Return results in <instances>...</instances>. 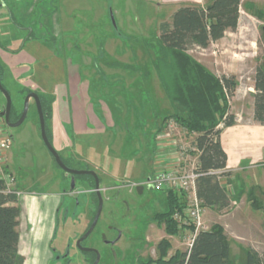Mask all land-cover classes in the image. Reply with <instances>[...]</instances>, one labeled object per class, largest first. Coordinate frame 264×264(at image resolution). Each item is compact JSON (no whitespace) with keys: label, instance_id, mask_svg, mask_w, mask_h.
I'll return each mask as SVG.
<instances>
[{"label":"rangeland","instance_id":"rangeland-1","mask_svg":"<svg viewBox=\"0 0 264 264\" xmlns=\"http://www.w3.org/2000/svg\"><path fill=\"white\" fill-rule=\"evenodd\" d=\"M250 1L253 0H242L239 23L234 32H227L223 39L207 49L192 47L187 51L190 57L216 76L237 73L238 76L234 77L238 88L230 111H239L243 115L253 102L247 89L253 85L255 69L264 61V26L257 16L255 19L246 13V3ZM211 2L53 0L52 6L61 27L56 36L57 43L61 45L63 58L69 61V77L74 83L84 80L88 98L102 124L107 126L108 123L100 108L102 103L108 119L113 122V128L106 127L105 133L82 138L74 136L70 127L65 126L73 146L68 148L65 143V150L60 153L72 169L94 172L100 180L103 189L101 214L94 231L83 243L86 248L99 253L100 264H136L138 259L155 261L159 257L157 245L163 239L171 243L169 255L189 249L192 230L184 226L176 235L168 236L159 217L168 210L166 195L144 185L146 179H151L159 170L161 156L173 159V163L179 165L176 170L180 171H188L196 164L195 136L188 135L175 124L164 127L169 135L167 140L173 141L171 147L158 140L157 151L152 148L153 134L161 126L162 119L173 111L156 79L150 59L156 54L154 43L161 23L170 22L172 14L181 7L204 8ZM243 59L249 61L248 64H244ZM4 84L13 107L20 113L24 102V96L19 94L21 87L17 93L14 86ZM5 105V97L0 93V112L4 111ZM29 105L21 125L14 128L4 125L3 130L11 138L6 151L7 168L15 178L20 193L18 205L23 212L18 226L21 236L19 252L34 261L44 255L49 238H53L60 251L64 250L61 247L66 243L73 246L91 219L92 212L85 217L80 212L83 204L90 207L92 195L81 192L87 189L84 180L76 183L77 194L70 197L65 193L71 188V180L54 165L41 140L38 114L32 100ZM52 142L57 148L54 139ZM252 172L257 175L250 178V183L258 186L254 187L257 188L255 195L264 207V184L259 186L256 182L263 172L261 169ZM237 174L231 180L220 179L230 200L235 203L224 211L205 208L201 231L214 226L223 229L230 245L229 264H244L248 249L264 263V215L262 210L255 211L250 207L246 200L250 183L244 185L245 175ZM240 189L244 192L237 199ZM26 192L41 195L29 203L31 199L24 200ZM110 227L119 232L118 245L108 243L116 236ZM71 253L76 264H86L85 256L78 250ZM36 262L40 264L39 259Z\"/></svg>","mask_w":264,"mask_h":264},{"label":"trees","instance_id":"trees-1","mask_svg":"<svg viewBox=\"0 0 264 264\" xmlns=\"http://www.w3.org/2000/svg\"><path fill=\"white\" fill-rule=\"evenodd\" d=\"M241 7L242 0H212L204 8H179L170 17V22L159 25V35L154 43L156 54L150 59L156 79L173 111L162 119L161 126L153 134L152 148L157 151L156 138L169 122L182 128L188 135H194L195 172L199 175L196 181V196L201 201L202 208L216 211L227 210L231 202L225 187L220 183L221 178L228 176L227 156L220 144V135L224 129L235 125L236 119L230 112L229 102L238 88V82L231 75L216 76L190 57L187 51L192 47L207 49L211 44L223 39L226 32H234L238 27ZM0 82L2 83L1 66ZM252 88V121L264 126V61L255 69ZM28 93L31 92L21 91L24 95ZM35 94L40 99L46 136L50 142L47 121L50 119L52 102L36 92ZM20 114L21 112L16 114L12 105L10 122H16ZM61 160L64 165L70 167L65 160ZM52 161L59 169L53 158ZM260 166L264 169V159ZM75 179L86 180L90 187L94 188V180L89 176ZM256 189L250 188L247 191L246 200L253 210H262L264 215L263 204L255 195ZM14 191H17L15 186ZM242 194H237V199ZM165 195L168 210L159 217L165 225L166 234L174 236L180 230L174 216L182 214L186 199L182 193L175 191H167ZM92 198L93 203L97 204L95 194H92ZM18 200L14 192H6L5 184L0 180V264L24 263V258L19 252L18 226L21 209ZM188 228L194 233V227ZM157 248V260L138 259L136 264H229L230 259L229 240L219 226L207 231H198L191 247L185 252L169 255L171 243L166 239L161 240ZM244 264L264 263L256 253L248 249Z\"/></svg>","mask_w":264,"mask_h":264},{"label":"crops","instance_id":"crops-1","mask_svg":"<svg viewBox=\"0 0 264 264\" xmlns=\"http://www.w3.org/2000/svg\"><path fill=\"white\" fill-rule=\"evenodd\" d=\"M52 3L53 0L0 1L1 85L7 92L4 83L14 86L17 93L18 87H21L19 94L22 90H29L52 102L47 130L51 145L52 139L57 145V148L52 146L53 149L62 158L60 153L64 152L65 143L68 144V148L73 146L65 131V126L70 127L74 136L82 138L105 133L106 127L113 128V122L108 119L107 109L102 108L104 105L102 103L100 108L108 122H104L107 126L103 125L102 120L95 113L92 101L88 98L87 85L84 80L80 79L74 83L70 79L69 61L63 58L61 45L57 43L56 36L59 35L61 27ZM246 13L253 18L257 16L264 26V0H253L246 3ZM243 61L244 64L249 62L246 59ZM230 74L238 76L235 72ZM247 90L251 99L254 93L252 86ZM23 96L26 95L22 94ZM233 102L234 98L229 102L231 111ZM14 111L18 113L15 107ZM231 113L235 116V125L224 129L220 135V144L227 156L228 176L226 178L231 180L238 175L237 173H241L245 175L244 185H247L246 182L250 183V178L257 175L252 171L261 169L263 175H260L256 182L262 186L264 169L261 168L260 163L264 159V126L252 121L253 102L249 103L247 113L244 115L239 111ZM7 171L12 175L8 168ZM249 186L250 188L258 187L251 183ZM15 187L17 188L16 184ZM241 187L243 188V185ZM243 192V189H240L238 195ZM29 199L31 198L24 200L29 201ZM32 200L29 203L34 202L35 199ZM234 203L235 201L231 200L230 204Z\"/></svg>","mask_w":264,"mask_h":264},{"label":"built area","instance_id":"built-area-1","mask_svg":"<svg viewBox=\"0 0 264 264\" xmlns=\"http://www.w3.org/2000/svg\"><path fill=\"white\" fill-rule=\"evenodd\" d=\"M172 124L174 125L173 122H169L168 127L170 128ZM4 125L5 122L0 112V180L4 182L7 193L14 192L19 197L20 193L14 191L15 179L7 171L6 151L11 144V138L7 136L3 130ZM168 136L166 130L159 134L156 138V147L159 148L158 140L162 141L165 145L169 144L167 146L171 147L170 145L173 141L167 140ZM160 159L159 170H157L154 176L147 180L145 184L148 188L157 192L165 193L167 191H175L184 195L186 207L182 211V214H176L174 219L179 229H182L184 226L194 227V233L189 244L190 248L196 233L203 230L204 208H202V203L196 196V181L199 176L195 172L196 164L188 171H180L176 170V167H179V165L176 166V164L173 163V159H164L162 156Z\"/></svg>","mask_w":264,"mask_h":264},{"label":"water","instance_id":"water-1","mask_svg":"<svg viewBox=\"0 0 264 264\" xmlns=\"http://www.w3.org/2000/svg\"><path fill=\"white\" fill-rule=\"evenodd\" d=\"M110 17H111L112 24L115 27L112 15H110ZM262 30L264 31V28ZM0 93L5 97V100H6L5 109H4L3 112H1V116L4 119L5 125L7 127H10V128L18 127L19 125H21V123L24 121V119L26 117L27 110H28V107H29V101L30 100L33 101V103L35 105V108H36V111H37V114H38V123H39V130H40L41 140H42L44 146L46 147V149L48 150V152L50 153L51 157L54 159L56 165L63 172H65L66 174H69V175L72 176L71 189L74 187V179H73L74 176H91L94 179V190H95L97 198H98L97 211H96V214H95V216L93 218V221H92L90 227L88 228L86 233L77 241L76 245L83 252H92V253H94L96 255V260L94 261L93 264H98L99 253L96 250L89 249V248H81L80 247V243L82 241H84L85 239H87L92 234V232L94 231V229H95V227L97 225L101 210H102L103 201H102L101 194H100L98 177L95 175L94 172L70 169V168L66 167L62 163V161H61V159L59 157V154L53 149L51 143L49 142V140H48V138L46 136L44 115L42 113L40 99L37 96V94H35L34 92H31V93H28L24 97L23 107H22V111H21L19 119L16 122H10V113H11V108H12L11 96L3 88V86L1 85V82H0Z\"/></svg>","mask_w":264,"mask_h":264},{"label":"flooded vegetation","instance_id":"flooded-vegetation-1","mask_svg":"<svg viewBox=\"0 0 264 264\" xmlns=\"http://www.w3.org/2000/svg\"><path fill=\"white\" fill-rule=\"evenodd\" d=\"M262 33H263V36H264V31L262 30ZM60 157V156H59ZM61 159V158H60ZM64 160V159H63ZM62 161V160H61ZM55 162V161H54ZM63 163V162H62ZM66 166V165H65ZM66 167H68V166H66ZM68 168H70V169H72L71 167H68ZM60 169V168H59ZM61 170V169H60ZM75 170V169H74ZM64 174H65V178H69L70 180L72 179V176L71 175H69V174H66L65 172H64ZM75 177H81V176H74L73 177V179H74V187L71 189L70 188V190L68 191V192H65V193H67V195L68 196H70L71 197V195H75L74 193H76L77 194V192H76V183L79 181H83V180H76L75 179ZM89 177H91V176H89ZM92 178V177H91ZM94 180V179H93ZM98 181H99V189H100V194L103 192V189H101L100 188V180L98 179ZM84 182H85V184H86V186H87V189L85 188V189H82V191L81 192H83V193H85V194H88V195H92V194H95L96 195V192H95V190H94V188H91L90 187V183L88 182V181H86V180H84ZM144 185H145V183H144ZM123 186H125V185H123ZM119 189V188H118ZM24 195V199L25 198H31V199H37V198H39L40 197V193H38V192H27V193H24L23 194ZM96 198H97V195H96ZM101 198H102V196H101ZM91 199H92V201H91ZM90 203H89V205H90V207H91V204H93L94 205V207H86V205L85 204H83V206H82V210H81V212H80V214H82V217H85V215L88 213H91L92 212V216H91V214H90V216H91V219H90V221H89V223H88V226H86V228L88 227H90V225H91V223H92V221H93V218H94V216H95V214H96V211H97V207H98V198H97V204H94L93 203V198H91L90 197ZM102 201H103V199H102ZM74 204H76L75 202H74ZM78 204H79V202H78ZM69 208V207H68ZM72 208H74V206H72ZM88 208V209H87ZM92 208H94L93 210H92ZM69 209H67V211H68ZM101 214V213H100ZM72 216H74V212H72ZM74 217H76V216H74ZM100 217V216H99ZM99 220V219H98ZM58 223V222H57ZM98 223V222H97ZM56 226H57V224H56ZM86 228H85V230H84V232H83V234L81 235V236H79V238L78 239H76V240H74V242H73V246L70 244V243H66L65 245H63L61 248H64V250L63 251H60L59 250V248L60 247H55V243H54V240H53V238H49V240H48V244H47V247H46V251H45V253H44V255H42L41 257L39 256V258H36V259H39L40 260V264H76V260H75V257H74V255L72 256V251L75 253V249L76 250H78V252L82 255V256H85V258L86 259H84V260H86V264H93L94 263V261L96 260V255L94 254V253H92V252H83V251H81L80 250V248H78L77 247V245H76V243H77V241L86 233V231L88 230H86ZM56 229V228H55ZM110 231H112L113 233L115 232L116 233V236H115V239L114 240H112V241H110V242H108L109 244H112L113 246L114 245H118L119 244V232H117V229L115 228V227H110ZM86 240V239H85ZM85 240L84 241H82L81 243H80V247L81 248H86L85 246H84V242H85ZM107 243V242H106ZM107 243V244H108ZM89 249H92V248H89ZM95 250V249H94ZM30 252H31V250H30ZM48 255V256H46V255ZM23 258H24V263L23 264H38L37 262H36V259H34V261H33V259L32 258H25V256L24 255H22V254H20ZM72 256V257H71ZM111 256V255H110ZM101 263V256L99 255V261H98V264H100Z\"/></svg>","mask_w":264,"mask_h":264}]
</instances>
